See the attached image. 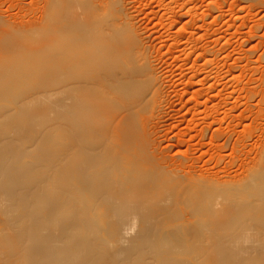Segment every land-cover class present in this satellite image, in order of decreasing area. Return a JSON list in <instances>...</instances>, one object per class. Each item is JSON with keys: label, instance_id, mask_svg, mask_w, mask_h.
<instances>
[{"label": "bare ground", "instance_id": "1", "mask_svg": "<svg viewBox=\"0 0 264 264\" xmlns=\"http://www.w3.org/2000/svg\"><path fill=\"white\" fill-rule=\"evenodd\" d=\"M43 1L39 18L21 26L11 25L0 8V98L66 106L67 177L56 168L66 177V193L55 195L44 217L59 231L84 229L92 252L76 257L45 248L41 252H50L39 257L29 250L24 264H141L151 253L165 264L263 262L264 137L250 162L246 153L240 159L241 175L183 170L165 156L153 136L155 123L143 114L150 75L140 64L135 34L120 21L117 0ZM18 86L53 92L4 93ZM224 133L212 134L229 140ZM1 166L0 200H12L15 192L24 197L18 191L23 183ZM63 202L71 210L68 220ZM103 229L115 234L110 249L96 235Z\"/></svg>", "mask_w": 264, "mask_h": 264}, {"label": "rangeland", "instance_id": "2", "mask_svg": "<svg viewBox=\"0 0 264 264\" xmlns=\"http://www.w3.org/2000/svg\"><path fill=\"white\" fill-rule=\"evenodd\" d=\"M0 2L3 15L11 19L13 26L36 21L44 7L43 0ZM117 2L120 21L135 34L140 64L147 67L150 75L146 85L149 104L143 114L151 125L155 123L157 131L153 136L158 138L165 156L169 155V161L178 160L183 170L187 165L199 174L241 175L240 159L246 153L250 162L264 137V0ZM14 88L4 93L53 92L47 88ZM34 103L19 104L5 96L0 98V140L7 141L0 157V188L6 178L1 166L5 164L13 171V182L23 183L18 191H24V197L15 192L12 200H0V264H24L21 259L29 250L39 257L50 252H41L45 248L65 249L76 257L92 252L84 229L59 231L55 220L44 217L55 195L66 193L64 163L69 154V117L64 104ZM217 129L230 133L231 138L214 137L212 133ZM56 168L66 177L57 174ZM62 204V218L68 220L71 210L67 202ZM96 235L109 249L115 244L114 233L103 229ZM182 251L187 254L190 249ZM141 264L165 263L158 254L151 253Z\"/></svg>", "mask_w": 264, "mask_h": 264}]
</instances>
